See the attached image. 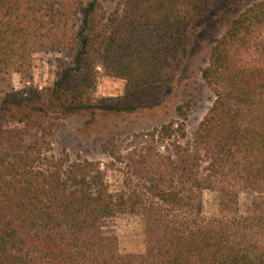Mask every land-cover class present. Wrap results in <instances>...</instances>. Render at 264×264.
Instances as JSON below:
<instances>
[{
	"label": "trees",
	"instance_id": "1",
	"mask_svg": "<svg viewBox=\"0 0 264 264\" xmlns=\"http://www.w3.org/2000/svg\"><path fill=\"white\" fill-rule=\"evenodd\" d=\"M225 0H0V264H264V0L227 18L201 78L213 95L189 137L176 120L101 144L102 163L56 155L50 135L81 112L130 114L176 84L195 22ZM38 49L64 54L31 83ZM123 92L95 97L97 74ZM218 215L203 214L204 192ZM249 197L247 214L240 196ZM143 221L144 250L121 254L106 221Z\"/></svg>",
	"mask_w": 264,
	"mask_h": 264
},
{
	"label": "rangeland",
	"instance_id": "2",
	"mask_svg": "<svg viewBox=\"0 0 264 264\" xmlns=\"http://www.w3.org/2000/svg\"><path fill=\"white\" fill-rule=\"evenodd\" d=\"M258 0H225L214 10L196 20L192 41L186 50L178 69L175 86L164 97L160 105L130 114H112L93 111L81 112L65 118L50 135L52 149L56 155L66 152L71 158L80 156L102 163L108 158L101 150V144L112 136L124 138L138 132H146L171 120H176V107L189 106L185 125L189 137L207 113L213 95L201 78V69L206 65L210 49L226 26L227 18L236 15L246 6ZM103 8L111 10L116 0H99ZM64 54L38 49L33 55L32 80L36 87H43L55 78L56 60ZM25 79L18 73H11L0 82V93L21 89ZM124 82L99 71L93 95L112 97L121 95ZM249 197L240 196L239 213L247 214ZM203 214L218 215L217 199L213 192L203 195ZM107 231L116 235L121 254H139L144 250L143 221L133 214H118L106 221Z\"/></svg>",
	"mask_w": 264,
	"mask_h": 264
}]
</instances>
